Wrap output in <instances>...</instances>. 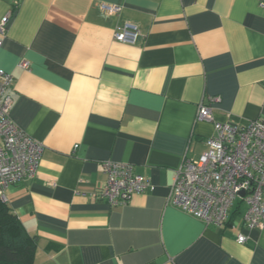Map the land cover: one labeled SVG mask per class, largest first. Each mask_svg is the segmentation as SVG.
Listing matches in <instances>:
<instances>
[{
  "label": "crops",
  "instance_id": "obj_1",
  "mask_svg": "<svg viewBox=\"0 0 264 264\" xmlns=\"http://www.w3.org/2000/svg\"><path fill=\"white\" fill-rule=\"evenodd\" d=\"M263 2L0 0L12 116L44 145L36 177L5 201L37 239L34 264H264V232L247 227L243 201L216 228L177 208L171 189L215 134L201 104L220 123L264 121ZM126 25L140 31L134 44L114 38ZM107 161L155 189L101 201Z\"/></svg>",
  "mask_w": 264,
  "mask_h": 264
},
{
  "label": "built area",
  "instance_id": "obj_2",
  "mask_svg": "<svg viewBox=\"0 0 264 264\" xmlns=\"http://www.w3.org/2000/svg\"><path fill=\"white\" fill-rule=\"evenodd\" d=\"M264 7V2L261 4ZM102 12L115 15L122 7L102 4ZM10 16L0 24V49ZM140 35L136 26L119 27L114 38L134 44ZM28 64H24L27 67ZM15 78L0 67V197L6 190L38 174L44 145L13 119V100L9 91ZM221 99L214 98L218 103ZM198 120L214 124L215 134L206 141L207 150L198 160L185 159L172 184L173 204L202 220L207 226L223 228L234 204L247 205L245 223L249 229L264 232V121L244 126L217 122L211 105L201 104ZM105 185L97 197L110 206L126 205L134 195L155 189L152 182L138 174L131 164L107 161L103 164ZM245 195L242 196L241 193ZM246 241L240 236L238 242Z\"/></svg>",
  "mask_w": 264,
  "mask_h": 264
},
{
  "label": "trees",
  "instance_id": "obj_3",
  "mask_svg": "<svg viewBox=\"0 0 264 264\" xmlns=\"http://www.w3.org/2000/svg\"><path fill=\"white\" fill-rule=\"evenodd\" d=\"M37 239L0 197V264H34Z\"/></svg>",
  "mask_w": 264,
  "mask_h": 264
},
{
  "label": "water",
  "instance_id": "obj_4",
  "mask_svg": "<svg viewBox=\"0 0 264 264\" xmlns=\"http://www.w3.org/2000/svg\"><path fill=\"white\" fill-rule=\"evenodd\" d=\"M241 195H242V196H244V195H245V193H244V192H242V193H241Z\"/></svg>",
  "mask_w": 264,
  "mask_h": 264
},
{
  "label": "rangeland",
  "instance_id": "obj_5",
  "mask_svg": "<svg viewBox=\"0 0 264 264\" xmlns=\"http://www.w3.org/2000/svg\"><path fill=\"white\" fill-rule=\"evenodd\" d=\"M245 207H246V206L244 205V206H243V209H245Z\"/></svg>",
  "mask_w": 264,
  "mask_h": 264
}]
</instances>
